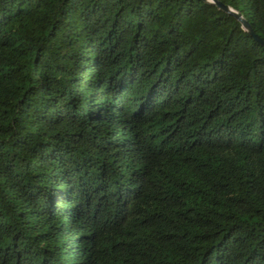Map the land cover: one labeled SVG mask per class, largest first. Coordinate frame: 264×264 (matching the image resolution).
<instances>
[{"label":"trees","instance_id":"16d2710c","mask_svg":"<svg viewBox=\"0 0 264 264\" xmlns=\"http://www.w3.org/2000/svg\"><path fill=\"white\" fill-rule=\"evenodd\" d=\"M0 264H264V45L202 0H0Z\"/></svg>","mask_w":264,"mask_h":264},{"label":"water","instance_id":"95a60500","mask_svg":"<svg viewBox=\"0 0 264 264\" xmlns=\"http://www.w3.org/2000/svg\"><path fill=\"white\" fill-rule=\"evenodd\" d=\"M202 1L209 2V3L217 6L218 9L232 15L241 24V27L248 32V34L250 36H252L258 42H260L261 44L264 45V42H262L255 34L252 33V31H251L249 25L247 24L246 20L237 11H235L234 9H232L231 7H229L225 4H222L221 2H219L217 0H202Z\"/></svg>","mask_w":264,"mask_h":264}]
</instances>
